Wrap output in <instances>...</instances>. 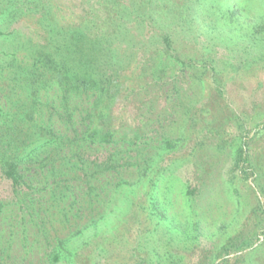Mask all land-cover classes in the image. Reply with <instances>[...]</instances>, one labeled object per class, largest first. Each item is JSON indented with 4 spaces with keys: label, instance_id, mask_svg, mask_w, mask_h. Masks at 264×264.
I'll return each mask as SVG.
<instances>
[{
    "label": "rangeland",
    "instance_id": "obj_1",
    "mask_svg": "<svg viewBox=\"0 0 264 264\" xmlns=\"http://www.w3.org/2000/svg\"><path fill=\"white\" fill-rule=\"evenodd\" d=\"M231 1L0 0V264H264V0ZM83 34L104 94L64 96Z\"/></svg>",
    "mask_w": 264,
    "mask_h": 264
},
{
    "label": "trees",
    "instance_id": "obj_2",
    "mask_svg": "<svg viewBox=\"0 0 264 264\" xmlns=\"http://www.w3.org/2000/svg\"><path fill=\"white\" fill-rule=\"evenodd\" d=\"M240 1L241 0H234L231 1L230 4H235ZM244 2L245 0H243V3ZM241 14V8H238L234 5V7L231 8L226 7V9L219 14V19L227 23H234L240 19ZM262 20H264V17L262 18ZM252 29H254V33L256 35H259L260 32L264 31V25L260 26L258 24L254 28L252 27ZM83 35H74V38L71 37L67 41L62 43L59 46L60 53H51L50 55L53 56L50 57L53 59L48 60V65L46 66L47 68L54 70L55 80L57 81L58 86L62 88L64 96H71L73 93L89 94L92 91L95 92L98 87L100 90L99 93L104 94V89L101 83V76H99L100 78H95L97 72L100 71L101 61V57L95 55L96 47L99 48V50H102V56H107V54L104 52V47L101 44L98 43V45L97 43H93L92 39H89L88 36ZM175 51L176 50L174 46H172L170 41L168 39H165L163 52L166 54V56L167 54L168 56H176V54L174 53ZM57 54H59L60 56H65L67 59L62 60V62L60 61V65L55 67L54 62L55 57H58ZM37 94V89L33 88L32 96L36 97ZM33 116L34 111L32 110L29 113V117L33 118ZM92 133L95 134V131ZM254 133L264 134V122L258 124L255 127ZM53 141L54 135L50 131V128L45 129V146L53 144ZM105 141H108V139L106 138ZM233 165L234 168L239 172L241 180L247 181L250 177L253 176L248 158V148L246 143L243 142L242 146L236 150ZM107 166L113 167L114 165L109 161L107 163ZM4 176L7 179L11 180L12 184L15 187L20 184L22 177L18 173V161L15 158H11L7 161ZM54 258V260H57L58 254H56Z\"/></svg>",
    "mask_w": 264,
    "mask_h": 264
}]
</instances>
